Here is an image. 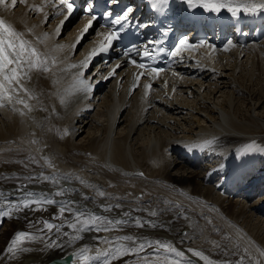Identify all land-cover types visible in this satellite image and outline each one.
<instances>
[{
  "label": "bare ground",
  "instance_id": "1",
  "mask_svg": "<svg viewBox=\"0 0 264 264\" xmlns=\"http://www.w3.org/2000/svg\"><path fill=\"white\" fill-rule=\"evenodd\" d=\"M35 2L26 0L12 7L10 0L0 5V13L18 31L32 29L37 37L47 34L39 51L49 56L50 66L48 72L30 73L36 98L24 100L32 111L17 105L25 110L21 118L17 113L0 115V213L8 210L9 201L17 203L28 192L47 195L55 203L13 211L11 218L0 216V264H46L68 253H74V262L79 264L75 253L81 248H89L88 255L95 252L96 256L97 250L106 252L115 246L106 240L123 236L144 243L145 251L122 255L112 264H145L146 254L155 255L147 247L154 241L170 242L183 251V264H204L188 249L201 251L213 264H237L241 259L244 264H254L251 255L263 263L264 257L249 246L246 252L240 244L252 239L244 240L238 227H221L219 219L242 223L264 246V119L259 121L249 113L259 114L264 104L252 101L248 112L238 102L242 90L254 83L256 90H248L251 99L257 92L264 95V41L237 55L220 57L209 69L210 79L176 78L170 86L156 88L171 95V101L156 104L150 91L144 102L137 90L125 102L132 87L126 77L118 83V95L112 90L114 82L101 96L83 92L80 96L73 86L74 68L63 70L81 58L76 56L79 52L73 54V30L56 36L55 23L44 26L41 17L29 10ZM54 74L59 76V85ZM224 88L226 96L220 102L215 95ZM138 103L153 109L144 112ZM121 107L125 109L119 116L109 117L110 108L119 111ZM83 133L87 135L84 142L77 140ZM249 144L255 148L246 150ZM217 146L230 148L219 156L214 151ZM140 171L145 172L141 175ZM65 205L71 213L129 222L108 231H88L82 225L83 233H73L68 224L79 222L69 211L60 215L59 209ZM137 220L143 226H136ZM44 221L60 225L59 233L41 231ZM21 231L42 239L24 243L22 247L29 251L13 255L7 248ZM72 235L82 238L69 242ZM50 240L63 247H46Z\"/></svg>",
  "mask_w": 264,
  "mask_h": 264
},
{
  "label": "snow or ice",
  "instance_id": "2",
  "mask_svg": "<svg viewBox=\"0 0 264 264\" xmlns=\"http://www.w3.org/2000/svg\"><path fill=\"white\" fill-rule=\"evenodd\" d=\"M6 0H0V5H4ZM20 3H25L26 0H19ZM53 6L57 10V14H63L64 20H67L68 17L75 11V6L72 0H59V3L56 4L55 0H52ZM169 0H149L154 7L167 5ZM17 0H12V7H15ZM183 3L187 4L189 8L200 7L205 12L219 14L222 10H227V12L231 13L233 17H238L240 13L244 14H256L257 12L264 11V0H183ZM62 6V7H61ZM30 11L39 13L43 9L31 7ZM66 10V11H65ZM159 10V9H158ZM86 11L90 14V19L87 25H85L82 30L81 35L77 38L75 44L72 45L73 52L76 50V46L83 39V35L89 31V28L92 27L93 21H96L98 17L95 14H92L91 8H87ZM132 12L131 8H128L121 16L116 19L111 20V25H119V28H110L105 34H103L102 40L99 44L90 51L89 55L82 61L80 64H72L68 65L67 68L63 69L67 71L69 68H80L82 69L76 77H74L73 86L77 88L78 91H81L85 94L91 93L92 86L84 78V72L89 67L91 61L101 54H106L109 50L114 49L115 42L122 39V31L124 29V22L128 19V13ZM107 18V15H105ZM48 16L45 14V23L48 22ZM64 20L61 21L60 25H58L55 29L56 36H59ZM32 29H27L28 34H32ZM163 35H167V31L163 33ZM35 44L25 38V33L16 30V28L7 23L4 19H0V101L6 100L10 103L14 102L16 104H21L28 111H32L31 106L27 103L26 100L19 98L20 93H24L28 96L29 99H35L36 95L31 90L24 87V84L30 80V73L34 70L48 72L50 71L49 66V56L46 53H41L36 44H41L45 40L48 39L47 34L45 33L42 37H35ZM158 42L148 41V45H154ZM228 45L231 46L232 42L229 41ZM205 42L201 41L198 44H192L187 39H180L176 45L172 49L168 51V55L170 58H177L183 51L185 50H193L196 48L204 47ZM62 48V46H60ZM207 47L211 48V45H207ZM226 47L224 51H227ZM164 49L162 48H154L151 51L148 50L146 46L143 52H140L139 49H136V54L140 57L139 60L132 58L133 49L126 48L123 50V55L127 58V62L129 65L134 66L137 69L144 70L139 74H134V78L136 83L133 84V87L129 90V94L135 90L138 86V82L141 77L144 75V72H147L149 77H159V75L164 71L163 68L153 66L152 64H147L144 61L155 60V53H163ZM52 66H55V60H52ZM120 65H116V68H119ZM116 68H113L111 72H109L108 79L117 74ZM175 75V73H174ZM165 87H167V82H165ZM144 97L147 99L150 90L152 89L151 84L144 85ZM175 91V89H173ZM0 106H3L0 104ZM24 115V112L20 113ZM68 131L65 130L64 135H67ZM211 143V142H208ZM255 148L254 144H249L246 146V150H252ZM191 150V148L189 149ZM46 159V158H45ZM47 162V160H46ZM142 175V173H141ZM42 179H54L49 177H41ZM63 192H57L56 195H62ZM100 196H104L103 192L99 193ZM55 201L49 199L47 195L41 194L37 195L32 192H28L26 194V198L19 200L17 203H12L11 201L7 204V211L0 213V216L11 218L13 211H20L22 209L31 208L33 205H43V204H54ZM39 210V209H35ZM106 211H111V209H105ZM65 211H69L70 215H73L74 220L79 223H69L68 227L72 229L73 233H83L85 227H87L88 231H108L109 228L115 230L128 223L129 221L123 219L116 220H105L104 217L97 216L95 214H88L86 212H76L71 213L68 208V205L62 206L59 209L60 215L62 216ZM125 216L128 214L125 213ZM155 215V213H153ZM83 218V219H82ZM136 226H143L142 223L137 220ZM44 228L41 229L47 230L51 232L53 229L56 230L57 233L60 231V225H55L50 223L49 221H44ZM155 227V225H152ZM68 235V233H65ZM81 235H72L69 237V242L73 239H81ZM37 239H42V237H38L30 232H17L14 238L11 240L7 251L13 255L17 251L27 252L29 249L22 247V245L26 242H32ZM120 241L131 242L132 247L124 246L120 243ZM106 244L115 245L111 247L106 252H101L97 250L96 256L88 255L89 248L84 247L81 248L80 251L75 253V258L79 262V264H111L113 259H118L122 255H139L141 252H144L146 245L144 243L138 242L134 237L131 236H123L118 238L117 241L106 240ZM46 247H63L62 244H58L55 240H50V242L46 243ZM147 247H151L154 256L145 255L144 262L145 264H183L184 252L177 250L170 242L163 241H154L149 242ZM252 247L255 248L256 252L259 253L260 257H264V250L257 248L254 244ZM163 250V254L160 253V250ZM192 256L199 258L204 261V264H213L212 261L209 260L207 256H205L201 251H197L194 249H188ZM247 252V249L245 250ZM171 254V255H169ZM177 257L180 259H173L172 257ZM75 264V262H73ZM237 264H244L243 260L237 261ZM255 264H259V262H255Z\"/></svg>",
  "mask_w": 264,
  "mask_h": 264
},
{
  "label": "rangeland",
  "instance_id": "3",
  "mask_svg": "<svg viewBox=\"0 0 264 264\" xmlns=\"http://www.w3.org/2000/svg\"><path fill=\"white\" fill-rule=\"evenodd\" d=\"M241 82H242V80H241ZM254 85V86H253ZM251 84V85H247L248 87V90L251 92V93H253V91H255L256 89V87H257V85L254 83V84ZM245 86V85H244ZM253 87V88H252ZM250 88V89H249ZM252 88V89H251ZM263 88H264V86H263ZM263 88H262V90H263ZM254 89V90H253ZM248 90H242V92H243V94L241 93V96L240 97H242V99H240L239 98V100H238V102H240V105L241 106H243L244 108L243 109H246L248 112H249V107L250 106H252L253 104V102H256V101H263V104H264V95H259L258 94V92L257 93H255L253 96H252V98L253 99H251V93L250 92H248ZM252 90V91H251ZM226 91H227V89H225L224 88V90H222L221 92L222 93H219L220 94V96H219V94H216L215 96H218L219 97V101L221 102L224 98H225V96H226ZM264 91V90H263ZM247 92V93H246ZM228 94V93H227ZM249 94V95H248ZM259 96H258V95ZM244 95V96H243ZM246 96V97H245ZM218 97H215L216 99L218 98ZM244 97V98H243ZM250 97V98H249ZM257 97V98H256ZM249 100H248V99ZM261 98V99H260ZM221 99V100H220ZM244 99H245V101H244ZM257 99V100H256ZM253 101V102H252ZM246 104H248V106L246 105ZM246 107V108H245ZM252 116H254V117H257L258 119H259V121H261V120H263L264 119V107H262V109L260 110V113L259 114H254L253 113V111L251 110L250 112H249ZM262 131H263V129H262ZM84 135H82V136H79V138L77 139V140H79V141H82V142H84V139L83 138H85L87 135H86V133H83ZM262 136H264V134H262ZM259 177V176H258ZM253 178H251L250 180H252ZM218 181H215L214 182V184H216ZM261 188H262V186H261ZM239 196V195H238ZM254 198V197H253ZM235 200V199H234ZM212 201H210V203H211ZM253 202L254 201H250V205L251 204H253ZM260 216V215H259ZM258 216V217H259ZM257 217V218H258ZM261 217H259V219H260ZM264 220V216L261 218V220ZM254 220H256V223L258 222V220L257 219H254ZM229 222V223H228ZM228 222H227V220H225L224 218H221V219H219V223L221 224V227H224V228H231V227H238L239 229H240V233H241V235H242V238L245 240V238H249V239H252V243L251 242H249V243H251V244H249L247 241H244V243L242 242H240V244H241V246L243 247V249L244 250H246V249H253V251H256V250H254L255 248H253L252 247V244H254L257 248H259V249H261V250H264V246L263 245H261V243H260V241L258 240V239H256L253 235V233L249 230V229H247V227H245V225H242V223L240 224V223H236V222H234L233 220H231L230 218H228ZM252 234H251V233ZM114 232H112L111 234H113ZM115 234V233H114ZM115 236V235H114ZM254 239V240H253ZM255 242V243H254ZM248 243V244H247ZM247 244V245H246ZM257 244V245H256ZM247 246H249L248 248H247ZM145 251V250H144ZM143 252H141L140 254H142ZM139 254V255H140ZM125 256H132V255H125ZM253 256V257H252ZM251 258H252V262L255 264V262H257L256 260L257 259H255L254 258V255H251ZM259 262V261H258ZM114 263V262H113ZM264 264V262L262 263V261L261 262H259V264ZM112 264V263H111Z\"/></svg>",
  "mask_w": 264,
  "mask_h": 264
},
{
  "label": "water",
  "instance_id": "4",
  "mask_svg": "<svg viewBox=\"0 0 264 264\" xmlns=\"http://www.w3.org/2000/svg\"><path fill=\"white\" fill-rule=\"evenodd\" d=\"M70 259H71V256H68V257H66L65 259L60 260V261H61V262H69Z\"/></svg>",
  "mask_w": 264,
  "mask_h": 264
}]
</instances>
